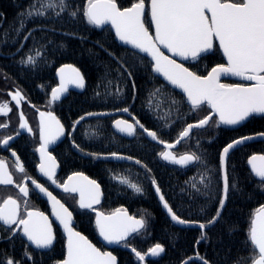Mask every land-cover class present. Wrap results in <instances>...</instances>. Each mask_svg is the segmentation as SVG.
Wrapping results in <instances>:
<instances>
[{
  "label": "snow or ice",
  "instance_id": "obj_1",
  "mask_svg": "<svg viewBox=\"0 0 264 264\" xmlns=\"http://www.w3.org/2000/svg\"><path fill=\"white\" fill-rule=\"evenodd\" d=\"M20 17L18 25L14 26L15 43L16 39L24 33L17 53L23 48V43L34 38L36 31H45L56 33V23L63 25L64 17L68 21L75 23L81 16L87 25L94 26L97 29H103L110 25L115 32V37L122 42L125 50L122 56H117L114 52L105 48L103 44L97 42V46L105 52L109 58L116 62L117 75L112 76V70L108 64H97V67L103 66L104 73L98 77V82L94 90L93 98L102 99V102L112 103L117 101L124 103L126 100L127 81H131L133 99L136 97V83L133 72L138 67L147 69L150 57L151 71L161 75L165 81L180 89L186 96L187 102L191 105L189 114L198 110L210 109V113L202 119L187 124L179 133L180 141L189 138L193 129H204L208 127L238 126L254 114H264V0H150L146 5L145 0H134L129 7L121 8L117 0H84L83 7L73 3V0H32L28 7L18 14ZM146 17L149 18L146 26ZM36 20L49 21L50 24H42L34 27L25 33L29 22L35 23ZM154 28V35L149 28ZM60 35L70 36L80 39L82 42L86 39L83 36H77L76 33L59 32ZM10 42V33L4 32L0 36V46ZM215 42H218L219 50L226 58V64H218L212 67L207 75H200L185 67L183 63H178L175 59L166 55L161 48L167 49L173 57H180L184 61H195L205 59L207 55L215 50ZM54 41L48 40L47 43H41L39 47H32L28 53L17 63L24 68L37 70L40 64L47 63V48ZM35 45V40H34ZM58 49H65L66 45L61 42L57 45ZM89 54L94 55L93 50L89 49ZM17 53H12L15 56ZM60 83L58 87L52 88L49 104L61 101L62 95L69 92V86L83 90L86 87L84 76L72 65H64L58 70ZM127 73V76L124 74ZM234 76L241 80L249 81L250 84H223L220 78ZM43 88V85L40 86ZM13 99L17 104L23 99L19 91L15 92ZM183 100H178L174 95L168 93L164 86L151 90L145 97V107L150 113H155L156 120L165 121L164 127H171L175 123L171 119L173 113L179 112ZM167 112L165 115L160 113ZM11 111L7 103L0 104V114L7 115ZM117 112H122L132 116L134 123L127 120H116L115 127L121 134L129 137L137 135V127L144 129L147 137L156 141L158 136L156 131L147 130L144 125L131 113L128 106L117 108ZM215 115H212V114ZM114 112H89L79 117L73 124V130L88 117L112 116ZM39 136L40 147L36 149L40 153L39 172L43 174L53 185L62 187L65 193H79V207L81 209H92L93 204L100 202V185L95 180H89L87 177L75 174L80 180L86 181V184L72 183L74 177H69L68 182L63 185L58 184L55 179L56 160L48 151V146L55 144L65 135L64 126L51 111L40 112ZM218 117V119H216ZM19 130L32 131L28 127L23 114H20ZM124 125L121 127V125ZM8 125L0 124V128H6ZM103 128L101 125L96 132ZM71 132L68 136L71 137ZM85 139L89 138L87 130L84 133ZM264 137V133L257 134ZM15 136H8L0 140V147L9 149ZM92 138L98 139L96 134ZM256 138L248 135L236 138L227 143L219 153V172L223 179L222 194L218 199L214 215L206 222L190 221L177 215L170 204L161 193L157 180L151 179V184L162 204L163 209L167 211L170 221L174 225L198 227L201 229L200 235L196 239L198 246L201 241L207 242L210 238L205 230L208 227H214L222 221L223 210L226 207V201L232 192L241 191L238 187V179L230 177L226 172V158L239 146ZM115 139V136L113 137ZM177 141L176 143H179ZM211 142V141H210ZM73 147L83 152V149L73 140ZM171 149L174 145H166ZM85 155L91 156L93 160H132L127 157L112 152L110 154H99L86 152ZM15 158V168L19 173L25 174L26 169L17 157L16 152H11ZM164 161L180 167L196 166L200 169L199 179L192 177L186 181L187 189L191 200L204 198L206 200L217 198V181L215 167H208L206 154H182L179 157L172 155L170 151L161 153ZM256 161H260L259 166ZM135 164L140 165L146 172H151L147 165L142 164L140 160H135ZM248 164L251 166V172L255 177L260 178L259 187L264 191V155H252ZM110 178L116 180L122 185L130 188L134 194L143 195L144 188L137 182H133L123 173H113L109 169ZM148 177H146L147 179ZM0 185H13L18 188V192L23 197H28L31 191L30 187L21 181L16 183L13 174L8 171L6 164L0 160ZM31 185L38 190L51 202L52 215L56 221L63 226V231L67 233V254L65 259L59 264H117V258L111 252H102L95 247L89 240L78 231L71 227L72 212L51 191L39 183L36 179H31ZM87 192V197L85 193ZM24 211L21 212V203L18 199L11 196L3 199L0 203V227L8 231V239H12L17 234V229L27 238L36 250H50L54 245L55 234L49 217L39 211L31 210L28 201L24 200ZM206 204L199 206V213L204 214ZM95 225L99 236L109 245H118L128 248L130 239H135L142 234H146L149 227V220L145 217L139 219L128 215L122 209H118L111 215L96 213ZM226 222V221H225ZM142 230H144L142 232ZM229 235H232L236 228L230 226L227 229ZM175 239V234L173 235ZM246 247L250 246L252 250V264H264V206L255 210L250 220L249 228L246 232L244 241ZM166 249L161 243H156L148 250V253L142 254L136 247L131 248L134 257L138 262H143L146 256L153 258L161 257ZM24 259L34 262L33 255L25 244ZM248 259L238 257L234 264H243ZM198 261L199 264H211L206 256L199 255L198 247L190 258H185L181 264H192ZM0 264H23V260L16 261L9 257Z\"/></svg>",
  "mask_w": 264,
  "mask_h": 264
},
{
  "label": "trees",
  "instance_id": "obj_2",
  "mask_svg": "<svg viewBox=\"0 0 264 264\" xmlns=\"http://www.w3.org/2000/svg\"><path fill=\"white\" fill-rule=\"evenodd\" d=\"M133 2L134 0H117L118 6L121 8L129 7ZM145 2L147 5L148 0H145ZM30 3H32V0H0V36L4 32L10 33V42L0 46V78L3 77L6 81L16 85L24 93H27L29 97L35 98L37 94L39 96V92L46 95L56 84L55 74L61 66L72 65L75 67L84 76L86 87L80 92L70 91L68 96L70 103L64 104L65 109L61 113L70 117L71 126L79 117L84 116L86 113L114 112L117 108L128 106L131 113L144 125L145 129L157 132V140L159 142L171 144L175 142L179 136L178 133L187 124L198 121L209 113L208 109L205 108L202 111L198 110L195 113L189 114L191 107L186 104L180 94L153 76L151 64L148 60L147 69L141 66L133 72L137 89L135 99H133L130 80L127 81L125 90L126 100L124 103L119 101L112 103L111 100L114 98H110V102L108 103L102 102V99H94L93 94L98 77L105 71L103 66L97 67V64H108L112 70V76L115 77L117 75L116 62L111 60L97 46V42L103 44L105 48L114 52L117 56H122L125 48L116 44L113 35L107 27L97 29L94 26H89L82 16L75 23L69 22L68 17L65 16L63 18V25L60 23L55 24L56 33L36 31L34 38L24 42L23 48L17 53L24 33L21 34L19 39H16L15 43H12L11 40L15 39L14 26L19 23L20 17L18 14L24 11ZM73 3L83 7L84 0H73ZM148 20L149 18L146 17V26ZM42 24L47 25L50 22L41 20H36L35 23L29 22L25 33ZM61 31L76 33L77 36H83L86 39L82 42L77 38L60 35L59 32ZM149 31H152L151 27ZM48 40H52L54 43L47 48L46 64L42 62L37 70H31L17 63L28 53L30 48L34 46L39 47L41 43L46 44ZM61 42L66 45V48L63 50L57 48V45ZM89 49L93 50L94 55L89 54ZM12 53L17 54L12 56ZM183 64L191 71H195L200 75H206L212 67L223 64V60L215 46L214 52L207 55L205 59L198 62L188 61ZM124 75L127 76V73ZM224 83L229 84L227 81ZM41 85H43V88L40 87ZM161 85L178 100L182 99L184 101L180 105L179 112L173 113L171 119L175 123L171 127H164L165 121L156 120V114L150 113L144 106L147 94L151 90L161 87ZM166 112L167 108L165 107L164 111L160 114L165 115ZM110 119V117L88 118L75 128L71 138V148L75 152L72 153L70 151V171L83 173L92 180H95L105 190L107 211L123 209L133 217L141 218L143 216L149 220L146 234H142L135 239H130L128 246L131 248L134 246L142 254H145L156 243H161L166 251L161 257L149 258L143 261V263L180 264L183 259L192 257L198 247L199 255L206 256L211 264H234L238 257L248 258L243 264H251L252 260L250 257L252 256V250L250 246H245L244 241L252 215L255 210L264 206V191L259 187L261 181L254 179L250 174L247 167V159L254 154L264 155V141L242 146L231 152L228 156L225 170L230 173V177L238 179V187L241 191L229 194L226 207L223 210L222 221L214 227H208L203 230L207 232L210 239L207 242L201 241L198 246L196 245V239L200 235L201 229L190 226L180 229L173 226L161 211L153 195L151 179L155 178L157 180L161 193L177 215L190 221L206 222L214 215L218 206L219 196L222 194L221 173L218 170L220 151L227 143L236 138L264 133V117H252L239 127L206 126L204 129H195L189 138L180 142L175 149L171 150L178 157L182 154H191L192 152L206 154L208 167H215L217 169V172L214 174L218 186L217 198L215 200H206L204 198L191 200L188 196V191L182 192V188L187 189L186 181L192 177L199 179L200 169L196 166L182 168L164 161L160 157L163 149L157 144L146 141L139 132L133 140H137V142L131 143V150L129 149V152L134 161L140 160L142 164L147 165V168L151 172H146L139 165L140 169L135 171L137 178L133 176L132 172L127 174L122 170L119 173L124 171L123 174L125 176L129 177L133 182L139 183L144 188V194H134L130 188L122 184L110 186L109 182L116 180L111 179L110 175H107L105 180L103 174L100 172L102 161L93 160L91 156L84 154L86 152L103 154L104 135L106 134L108 139L114 136L109 126ZM101 125L103 128L97 133L96 129ZM86 130L89 134L88 139H85L84 135ZM96 134L99 135V138H92ZM73 140L83 149V152L73 147ZM122 147L124 146L122 145ZM149 153H152V155ZM146 177L148 178L146 179ZM106 182L109 184L107 185ZM201 204L207 205L204 214L199 213V206ZM92 219V215L80 216L78 223H76V230L98 247L99 242ZM230 226L236 228V231L232 235H229L227 231ZM174 234L175 239H173ZM62 250V243L57 240L52 251L43 254L30 252L34 257V262L26 259L23 264H55L62 257ZM111 253L116 256L117 264H141L131 253L119 247L112 249ZM192 264H199V262L193 261Z\"/></svg>",
  "mask_w": 264,
  "mask_h": 264
},
{
  "label": "flooded vegetation",
  "instance_id": "obj_3",
  "mask_svg": "<svg viewBox=\"0 0 264 264\" xmlns=\"http://www.w3.org/2000/svg\"><path fill=\"white\" fill-rule=\"evenodd\" d=\"M150 33H152V31ZM227 82H229V84H236V82H231V81H227ZM56 84L52 88H55ZM223 84L225 83L223 82ZM52 88L49 90L48 93H46V95L42 92H39V96L37 94V97L31 98L28 96L27 93H24L16 85L6 81L3 77L0 78V104L7 103L11 109V111H9L7 115L0 114V124L8 125L6 128H0V140L6 139L10 135L16 137L11 142L9 149L0 147V160H2L6 164L8 171L13 174V179L16 183H20L21 181H23V183L27 184L31 189L29 196L23 197L19 194L17 187L13 185H7V186L0 185V203H2L3 199H6L9 196L16 198L18 199V202L21 203V212L23 214V211H24L23 201L27 200L28 206L31 210L42 212L46 216L49 217V221L52 223L54 234H55V241H54V245L52 246V248L46 252L45 251L42 252V251L31 248L27 244L25 237L22 235L19 229H17V234L14 235L13 238L10 240L8 239V237L11 234L8 231H5L4 227H0V261H5L9 257H11L16 261L23 260V263H24L26 261V259H24L25 244L28 245L29 252H33L36 254H43V253L52 251L54 246L56 245L57 240H59L62 243L63 254H62V257L56 261V263L61 261L64 257L65 239L63 235L61 234L60 229L57 226V224L52 220L51 209L48 205L47 200L44 198L43 194H40L38 190L34 189V186L31 185V179H36L39 183L45 186L48 189V191H51L53 195L56 196V198L59 199L61 203H63L65 207L69 209L70 212H72V217L74 221V225H73L74 230H76V223H78V219L80 218V216L92 215L94 219V214L92 212L88 210H81L78 208L76 195L61 191L60 187H56L50 181H48L47 178L44 177L43 174H41L38 169V165L40 163V153L37 152L36 149L39 148L41 144L40 136H39V121H40L39 113L51 111L52 114L55 115L58 120H60L61 124L64 126V129H65V135L62 136L59 140H57L55 144H51L48 146V151L52 154V156L56 160L57 167L55 170V179L57 180L58 184L63 185L68 180L70 175L77 174V173L83 174L77 171H70V156H71L70 151H72V153L75 152L71 148L72 147L71 138L74 132L73 130L74 123L71 126L70 117L62 115L61 113L65 109L64 104L70 103V99H68V96L70 94V91H73V90L69 89V92L66 94L65 97L61 98V101H57V102H53L49 104L48 101L50 100V92ZM16 91H19L23 97V99L20 100L19 104H17L16 101L13 99V96L15 95ZM68 110L70 109L68 108ZM21 113L23 114L25 121L28 124V127L31 128L32 131L29 132L26 129L19 130V134L17 135L18 126L21 122L20 121ZM104 117H108V116H102V118ZM91 118H96V117H91ZM110 118L111 119H110L109 126H110V130L112 134L115 136V139H113L114 137L113 136L112 138L110 137L109 138L110 140H109L107 138V135L106 134H105L106 136L104 135L103 146H102L103 154H110L112 152H118L119 154L123 156L131 157L129 149L131 150V143L137 142V140L133 141L137 135L132 136L131 138L120 137L112 131L111 124L115 120H118V119L127 120L129 123H134V121L132 120V116H129L124 113H120V114H114L110 116ZM69 132H71L72 134L71 137L68 136ZM138 132L144 137L146 141H148L145 138L144 133L140 130L139 127H137V134ZM108 142H109V146L107 147ZM122 145L124 147H122ZM162 149L167 150L164 148ZM13 150L16 152L17 157L19 158L20 162L23 164L24 168L26 169L27 178L25 177V174H22L16 171L15 158L12 157L11 155V152ZM149 154L152 155V153H149ZM160 157H161V154H160ZM101 161L102 162H101L100 172L103 174L105 180L107 178V175H110L109 169H111L113 173L115 172L119 173L122 170H124L127 174H129V172H132L133 176L137 178L135 171L139 170L140 168H139V165L135 164V161L133 159L123 160V161H112L111 159H109V160H101ZM109 183H107V185L109 184L110 186H113V185L116 186L117 184H120L117 181L113 182L112 180ZM100 191L102 194L101 202L99 203L98 206H96L92 210L99 211L104 215L111 214L117 211L118 209H113L111 211L106 210L105 190H103L101 186H100ZM152 192H153V186H152ZM123 211H126V210H123ZM134 218H137V217H134ZM93 219H92V223L94 226ZM94 229H95V226H94ZM116 247L123 249L122 248L123 246H116ZM116 247H113L112 249ZM97 248L100 249L101 251H105V248L102 247L100 242ZM112 249H110L109 251L111 252Z\"/></svg>",
  "mask_w": 264,
  "mask_h": 264
},
{
  "label": "water",
  "instance_id": "obj_4",
  "mask_svg": "<svg viewBox=\"0 0 264 264\" xmlns=\"http://www.w3.org/2000/svg\"><path fill=\"white\" fill-rule=\"evenodd\" d=\"M149 2H150V0L148 1V3H149ZM106 27L110 30L111 34L113 35V38H114L116 44L119 45L120 47L125 48V46L122 44V42L118 41V39L115 37V32H114L113 29H111V26L108 25V26H106ZM106 27H104V28H106ZM151 34L154 35V28H152V33H151ZM215 46H216V48H217V50H218V52H219V54H220V56H221V58H222V60H223V64H226V63H227L226 58L223 56L222 51L219 50L218 42H215ZM161 50H162L166 55H168V56H170L171 58L175 59L178 63L188 62V61H184V60H182V59H181L180 57H178V56H177V57H173L172 54L169 53V52L167 51V49H163V48H161ZM146 59H147V60L150 62V64H151L150 57H148V58H146ZM61 67H62V66H61ZM61 67H60V68H61ZM209 71H210V70H209ZM151 72H152V71H151ZM152 74H153V76H155L156 78H158L161 82H163L166 86H168L170 89H172L173 91H175V92H177L178 94H180V95L184 98L186 104H187L189 107H191V105L187 102L186 96L182 93V91H181L180 89L174 88V86H172V85L169 84L167 81H165L164 78H163L161 75H159V74H157V73H153V72H152ZM206 75H207V74H206ZM55 77H56V82H57V84H56L55 87H58V86H59V83H60V79H59V76H58V71H56ZM223 81H231V82H236V84H245V85L251 83V82H249V81H244V80H241L239 77H234V76H228V77H224V76H222V77L220 78V83H222ZM69 89H70V90H73V91H75V92H80V91H82V90H80V89H76V88H74L73 86H69ZM63 97H65V95H62L61 98H63ZM50 98H51V92H50ZM208 111H209V113H210L211 110L208 109ZM114 113H115V114H120V113H122V112H117V111H115ZM209 113H208V114H209ZM208 114H207V115H208ZM212 115H215V114L213 113ZM101 117H102V116H101ZM252 117H264V114H254L253 116L249 117L246 121H243L240 125H238V126H234V127L242 126L243 124H245V123H246L250 118H252ZM88 118H91V117H88ZM216 119H218V117H216ZM115 121H116V120H115ZM115 121L111 124V129H112V131H113L115 134H117L118 136H120V137H123V138H131V137L127 136L126 134H121V133L118 132V130H117L116 127H115ZM123 126H124V125L122 124L121 127H123ZM220 126L233 128V126H224V125H220ZM140 130L144 133L145 138H146L149 142L155 143V144H157L158 146H160V147H162V148H164V149H167V150H173V149H175V148L179 145V143L182 142V141H180V137L178 136V138L175 140V142L171 143V145H174V147L171 148V149H169V148L166 147V145H169V144L159 142L158 140H156V141H152L150 137H147V134H146V132L144 131V129H140ZM193 130H195V129H193ZM196 130H200V129H196ZM252 136H255L256 138H254V139L251 140V141H248L246 144L241 145V146H239L238 148H240V147H242V146H245V145H248V144H251V143H255V142H259V141H264V137H260V136H258L257 134L252 135ZM184 140H185V139H184ZM184 140H183V141H184ZM177 141H180V142H179V143H176ZM238 148H237V149H238ZM232 152H233V151H232ZM227 158H228V157H227ZM227 158H226V161H227ZM249 158H250V157H249ZM249 158L247 159V167H248V170H249L250 174L252 175V177H253L254 179L260 181V178H259V177H255V175L251 172V166L248 164V160H249ZM111 160H112V161H123V160H115V159H111ZM256 163H257V165L259 166V164H260L261 162H260V161H256ZM80 175H81V176H84L83 174H80ZM70 177H74L72 183H75V184H77V185H79V184H86V181H82V180H80L79 177H76L75 174L70 175ZM84 177H86V176H84ZM88 179H89V178H88ZM89 180H91V179H89ZM221 181H222V188H223V179H222V175H221ZM66 182H68V180H67ZM66 182H65V183H66ZM60 190L63 191L62 187H60ZM63 192H64V191H63ZM70 194H74V195L77 196V206H78L79 209H81V208L79 207V200H80L79 193L77 192V193H70ZM153 194H154V196H155V198H156V200H157V203H158V205H159L161 211L165 214L166 218L169 220V222H170L173 226H175V227H177V228H180V229H183V228H187V227H189V226H179V225H174V224L170 221V217H169V215L167 214V211H166L165 209H163L162 204H161V202L159 201L158 196H157V194H156L154 188H153ZM85 195H86V197H87V195H88L87 192L85 193ZM44 198L47 200L48 205H49V207H50V209H51V217H52V220L57 224V226H58L59 229H60L61 234L63 235V237H64V239H65V243H64V257H63V259H65L66 254H67V233H65V232L63 231V226L60 225V224H59V221H56V220H55V217L52 215V206H51V202L47 199L46 196H44ZM101 198H102V194L100 195V202H101ZM100 202H99V203H100ZM99 203H98V204H93L92 209L95 208L96 206H98ZM92 209H81V210H88V211H90V212H92V213L94 214L93 222H94V226H95V230H96V233H97L98 240H99L100 244L102 245V247L105 248V251L110 252V251H109L110 249H112L113 247H116V246H118V245H115V244H113V245H109V244H107V243L103 240L102 237L99 236L98 229L96 228V225H95V221H96V218H97V217H96V213L99 212V211H96V210L93 211ZM115 212H116V211H115ZM115 212H113V213H115ZM124 212L127 213L126 211H124ZM99 213H101V212H99ZM113 213H111V214H113ZM254 213H255V212H254ZM101 214H102V213H101ZM111 214H107V215H111ZM127 214H128V213H127ZM103 215H104V214H103ZM128 215H129V214H128ZM253 215H254V214H253ZM253 215H252V217H253ZM137 219H138V218H137ZM73 225H74V221H73V217H72V222H71V227H72V228H73ZM73 230H74V229H73ZM74 231H76V230H74ZM25 239H26L27 244H28L31 248L35 249L34 245H31L30 242L27 241V238H26V237H25ZM89 242H90V241H89ZM90 243H91V242H90ZM122 248H123L125 251L131 253V254L134 256V253L131 252V247L128 246V248H125V247H122ZM35 250H36V249H35ZM39 251H42V252L45 251V252H46V251H48V250H39ZM105 251H102V252H105ZM149 258H153V257L146 256V259H145V260H147V259H149ZM63 259H62V260H63ZM62 260H61V261H62ZM59 262H60V261H59ZM59 262H57L56 264H59ZM141 264H143V262H141ZM180 264H181V263H180ZM251 264H252V262H251Z\"/></svg>",
  "mask_w": 264,
  "mask_h": 264
},
{
  "label": "rangeland",
  "instance_id": "obj_5",
  "mask_svg": "<svg viewBox=\"0 0 264 264\" xmlns=\"http://www.w3.org/2000/svg\"><path fill=\"white\" fill-rule=\"evenodd\" d=\"M164 151H169V150H163V152H164ZM170 152H171V151H170ZM171 154H172V155H175L173 152H171ZM177 157H178V156H177Z\"/></svg>",
  "mask_w": 264,
  "mask_h": 264
}]
</instances>
